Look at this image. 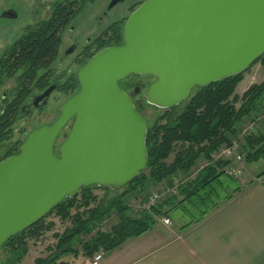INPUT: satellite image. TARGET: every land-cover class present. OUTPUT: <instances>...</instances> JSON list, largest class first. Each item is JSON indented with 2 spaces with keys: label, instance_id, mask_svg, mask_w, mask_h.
I'll return each mask as SVG.
<instances>
[{
  "label": "water",
  "instance_id": "95a60500",
  "mask_svg": "<svg viewBox=\"0 0 264 264\" xmlns=\"http://www.w3.org/2000/svg\"><path fill=\"white\" fill-rule=\"evenodd\" d=\"M263 56L264 0H145L126 22L123 44L78 70L79 90L58 108L56 121L0 162V250L82 188L117 192L147 170L149 125L132 98L139 89L131 95L121 81L154 78L144 98L169 110L197 88L246 73ZM55 90L23 111L46 108Z\"/></svg>",
  "mask_w": 264,
  "mask_h": 264
},
{
  "label": "trees",
  "instance_id": "16d2710c",
  "mask_svg": "<svg viewBox=\"0 0 264 264\" xmlns=\"http://www.w3.org/2000/svg\"><path fill=\"white\" fill-rule=\"evenodd\" d=\"M69 5L58 4L49 19L26 29L0 57V88L5 81L19 75V85L13 98L6 99L0 111V147L13 138L18 119L28 114L23 108L33 91H43L50 85L53 76L50 68L59 56L62 35L84 7ZM120 26L118 23L112 25L87 48L81 67L98 51L122 44L123 29ZM258 63L264 67V56L255 65ZM243 76L244 73L195 89L192 97L184 102L185 109L179 115L175 113L177 107L163 110L154 124H148L147 170L139 174L127 186L128 189L114 199H99L94 193L99 188L88 187L82 188L76 198L60 203L46 218L13 236L5 244L3 248L10 251L12 264H23L30 251V239H39L42 234L55 227L54 223L46 222L52 214L68 221L70 225L63 234L56 235L58 242L55 249L46 257L37 258L34 264H71L66 257L82 256L91 259L99 252L109 254L120 249L129 240L152 231L161 216H169L171 211L179 208L186 209L187 205L196 209L206 206V211L199 220L185 228L198 224L211 210L217 209L223 200L215 203L213 199L218 196L219 188L224 189L222 185L225 182L221 178L225 176L224 168L227 163L219 161L202 169L199 166L201 162H208L211 155L220 148L238 139L242 125L249 120L255 121L262 111L264 82L252 85L239 97L236 95V88ZM131 86L133 85H128ZM78 89L76 75H71L59 88L67 96L74 95ZM238 104L241 105L238 107ZM136 106L144 118L143 102L136 103ZM23 143L19 141L14 144L1 161L17 155ZM242 151L249 164L264 159V135L257 131L245 136ZM173 154L174 160L169 163ZM193 169L197 170L194 178L182 179ZM163 183L175 189V194L167 196L162 203L151 209L144 206L133 216L130 202L141 199V203L145 205L148 203L149 190ZM101 190L112 192L108 188ZM240 190L238 187L235 193ZM231 198L232 196L225 198L224 201ZM113 215L117 218V223L110 231L101 230V225Z\"/></svg>",
  "mask_w": 264,
  "mask_h": 264
},
{
  "label": "rangeland",
  "instance_id": "374dc122",
  "mask_svg": "<svg viewBox=\"0 0 264 264\" xmlns=\"http://www.w3.org/2000/svg\"><path fill=\"white\" fill-rule=\"evenodd\" d=\"M56 1L57 0H0V57L3 55V52L7 48L12 46L15 41L25 33L26 29L31 26L38 25L39 22L41 23L42 21L47 20L48 16H50L53 10V5L56 3ZM144 1L145 0H126L124 3L120 2L116 4L115 7H113V9L109 11L108 17L105 18L101 24H99L95 19L103 10H106L109 5L111 7V0H97V2L85 3L86 9L70 23L68 28L65 30V33L62 35V46L59 51V56L50 68L53 74L50 85L43 91L34 90L29 100H27V102L25 103V106H29L32 103V99L34 97L42 95L50 87H57V91L52 94L46 108L30 111L28 112V114L18 119L14 126L15 133L13 138L3 143L0 147V161L7 155L14 144L19 141L24 142L28 135L33 131H36L43 126L51 125L56 121V119L59 117L58 108L70 98V96L62 93L59 88L67 82L71 75H76V73L80 69L82 65L81 61L86 58V53L84 55L81 54L83 49L90 47L91 44L104 30L109 29L116 23L120 24V27H122L123 29L127 22V19L130 17V14L133 13ZM10 10H13L17 14V17L3 18V13ZM33 11H37V16H34L32 14ZM73 47L76 48L75 52L73 54L69 53L68 55H66L65 52ZM43 73H41V75ZM18 77L19 75L5 81L1 86L0 111L4 101L6 99L13 98L15 90L19 85ZM249 79L251 80L252 85L261 84L264 82V67L260 63L256 64L251 68V70L244 73L243 80L240 82H243V84H241L238 90L239 93L242 92V89L245 87V85L249 84ZM153 80L154 78L152 77L131 76V78H128V80L123 82L122 84V87L125 88L124 90H126L128 93H135V90L139 89V93L135 94L132 98L135 104L141 101L143 102L144 109L142 110V115L150 125L154 124L164 112L163 110L148 105L144 98V93ZM127 85L133 86H131V88H127ZM240 105L241 104H238V107ZM185 106L186 103H182L181 105L177 106V108L175 109V113L177 115L182 113L185 109ZM262 106V111L259 112V117H257L255 121L249 120L242 125V132L239 137L245 135L247 136L257 131L260 132L261 129L264 128V103L262 104ZM71 126L72 123L68 128L64 130L63 134L60 136L58 140V146L65 141L63 135L70 133ZM244 132L246 133L245 135L243 134ZM238 142L243 144V138ZM174 157L175 154L171 156L168 162L171 163L174 160ZM205 163L207 162H201L199 167L205 165ZM246 164L247 163L244 164V175L247 172ZM250 169L257 173L264 172V160L250 165ZM196 172L197 170L193 169V171L189 175L183 176L182 179L194 178ZM244 175L242 176V178L237 180L224 176L223 180L228 183L227 185L229 187L227 186L228 188L225 189L219 188L218 196H214L213 202L216 203L219 202V200H224L225 198L230 197L234 193V191L241 186ZM179 181H177V183H179ZM127 189L128 188L125 187L117 192L109 193H107L105 190L96 189L94 190V193L99 197V199L107 198L111 200L124 193ZM166 189L167 183H163L156 188H151L149 190V197L156 192H164L166 191ZM169 195L171 194L164 196L158 204L162 203L164 199ZM144 206L146 205L141 203V199H133L130 202L131 214H133V216L137 215ZM186 207V209L179 208L171 211V215L174 220V229L179 230L181 227L199 220L202 217V213L206 211V206H200L198 209L193 208V206L190 205H187ZM72 212L74 213L75 210H73ZM46 222L54 223L55 227L50 231L42 234L39 239L33 238L29 240L30 251L24 259L23 264H34L37 258L46 257L47 255H49L57 245L58 240L56 235L63 234L66 228L70 225L68 221L65 222L61 220V218L56 214H52L46 220ZM116 223L117 218L115 217V215H113L110 219H108L101 225L100 229L103 231H110V228ZM159 227L163 229L162 224H160ZM11 259L12 257L10 255V251L6 248H2L0 250V264H12L13 260ZM66 260L70 261L73 264H86V261H84L85 259L82 256L78 258L70 256L66 257Z\"/></svg>",
  "mask_w": 264,
  "mask_h": 264
},
{
  "label": "crops",
  "instance_id": "0c3cea01",
  "mask_svg": "<svg viewBox=\"0 0 264 264\" xmlns=\"http://www.w3.org/2000/svg\"><path fill=\"white\" fill-rule=\"evenodd\" d=\"M248 83L241 93L243 82L237 87L239 97L252 85L250 79ZM260 132L264 135V128ZM246 163L241 190L201 222L177 230L170 213L172 226L158 223L152 231L106 254L101 264H264V172L257 173ZM224 182L223 188H228Z\"/></svg>",
  "mask_w": 264,
  "mask_h": 264
},
{
  "label": "built area",
  "instance_id": "2783aa9c",
  "mask_svg": "<svg viewBox=\"0 0 264 264\" xmlns=\"http://www.w3.org/2000/svg\"><path fill=\"white\" fill-rule=\"evenodd\" d=\"M218 161H224L228 163L226 168V174L233 178H241L244 174V157L240 151L239 142H233L230 145L224 146L215 152L211 156V162L215 163ZM175 194V189H171L167 187L164 192H156L152 194L149 198L148 203L145 208L151 209V207L157 205V203L166 195ZM164 225H171V220L168 218H164L162 220ZM104 260V253L100 252L94 255V257L90 260V264H101Z\"/></svg>",
  "mask_w": 264,
  "mask_h": 264
},
{
  "label": "flooded vegetation",
  "instance_id": "af4514ba",
  "mask_svg": "<svg viewBox=\"0 0 264 264\" xmlns=\"http://www.w3.org/2000/svg\"><path fill=\"white\" fill-rule=\"evenodd\" d=\"M115 1H118L117 2V4L118 3H120V2H122V3H124L126 0H111V4L113 3V2H115ZM86 2H89V3H93V2H97V0H94L93 2H91L90 0H57L56 1V3L53 5V10H52V12H51V14H50V16H48V19L52 16V14H53V11L55 10V8L58 6V4L60 5V4H62L63 3V5L64 6H68L69 5V3L71 4V5H69L70 7L73 5V4H77L78 6H84L83 7V9L81 10V12L79 13V14H81L85 9H86ZM80 4V5H79ZM115 7V6H114ZM113 9V7L112 8H110V5H109V7H107L106 8V10H103L101 13H100V15L98 16V17H96V21L99 23V24H101L102 23V21L105 19V18H107L108 17V13H109V11H111ZM37 11H33V15L34 16H37V13H36ZM79 14H77L76 16H75V18L79 15ZM132 14V13H131ZM130 14V15H131ZM14 17H17V14L13 11V10H10V11H5L4 13H3V18H14ZM74 18V19H75ZM73 19V20H74ZM72 20V21H73ZM128 20V19H127ZM43 22V21H42ZM40 23V22H39ZM105 31L106 30H104L99 36H98V38L99 37H102L103 36V34L105 33ZM64 33H65V31H64ZM63 33V34H64ZM90 40V39H89ZM123 44V43H122ZM122 44H120V45H113V46H108V47H115V46H121ZM107 48V47H106ZM75 49L76 48H71V49H69L68 51H66L65 52V54L66 55H68L69 53L70 54H73L74 52H75ZM105 49V48H104ZM86 51H87V48H85V49H83V51H82V53L81 54H85L86 53ZM99 52V51H98ZM128 78H131V77H128ZM128 78L126 79V80H128ZM123 82H125V81H123ZM123 82L121 83V84H123ZM128 86V85H127ZM126 86V87H127ZM123 88V87H122ZM127 88H131V87H127ZM123 89H125V88H123ZM131 95H133V94H135V93H131V92H129ZM33 100V99H32ZM33 102V101H32ZM32 104V103H31Z\"/></svg>",
  "mask_w": 264,
  "mask_h": 264
}]
</instances>
